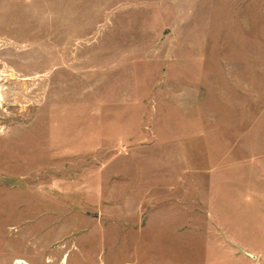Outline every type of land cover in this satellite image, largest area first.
<instances>
[{"label":"rangeland","instance_id":"obj_1","mask_svg":"<svg viewBox=\"0 0 264 264\" xmlns=\"http://www.w3.org/2000/svg\"><path fill=\"white\" fill-rule=\"evenodd\" d=\"M0 264H264V0H0Z\"/></svg>","mask_w":264,"mask_h":264},{"label":"bare ground","instance_id":"obj_2","mask_svg":"<svg viewBox=\"0 0 264 264\" xmlns=\"http://www.w3.org/2000/svg\"><path fill=\"white\" fill-rule=\"evenodd\" d=\"M0 95H1V88H0ZM15 264H30V263L24 259H17Z\"/></svg>","mask_w":264,"mask_h":264}]
</instances>
